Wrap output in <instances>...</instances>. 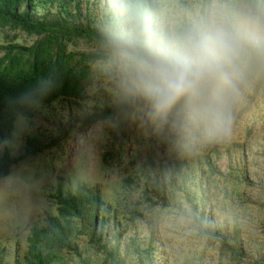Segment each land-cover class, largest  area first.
<instances>
[{"label": "trees", "instance_id": "obj_1", "mask_svg": "<svg viewBox=\"0 0 264 264\" xmlns=\"http://www.w3.org/2000/svg\"><path fill=\"white\" fill-rule=\"evenodd\" d=\"M198 3L199 21L207 18L212 0ZM225 3V19L234 25L264 20V0ZM82 11L78 0H0V31L7 39L0 46V147L13 140L20 118L33 120L39 107L61 100L86 102L95 84L116 73L120 62L114 38L131 27L125 23L128 18L140 27L154 28L149 0H132L124 20L109 14L100 19ZM191 25L182 20L174 36ZM20 34L30 41L18 43ZM233 79L235 90L216 81L203 86L206 102L226 117V124L220 119L185 128L181 116L188 98L167 115H157L128 76L117 84L116 107L99 106L82 122L60 127L49 140L28 139L19 157L8 151L0 155L2 181L23 162L64 152L76 133L101 124L105 144L100 166L114 177L110 200L99 185L82 183L75 192L57 188L52 195L56 215L45 226L31 229L24 262L16 260V264H71L76 258L79 264H159L161 260L163 264H264V251L255 253L243 243L247 233L250 247L264 246V189L257 202L245 200L250 186L237 171L232 167L223 175L216 168L220 149H231L230 144L238 142L233 129L242 128L239 140L249 139L252 123L264 122V44L242 41ZM42 81L48 83L47 91L40 90ZM218 207L224 223L213 220ZM247 210L253 212L249 221L243 217ZM174 217L179 222L193 218L198 245L175 251L178 244L169 230ZM140 219H146L151 231L147 247L134 239L121 251L123 232L112 237L108 226L132 227ZM163 230L166 236L160 237ZM85 236L88 242L82 244L80 238ZM210 247L218 251L208 259ZM0 264H8L2 254Z\"/></svg>", "mask_w": 264, "mask_h": 264}, {"label": "rangeland", "instance_id": "obj_2", "mask_svg": "<svg viewBox=\"0 0 264 264\" xmlns=\"http://www.w3.org/2000/svg\"><path fill=\"white\" fill-rule=\"evenodd\" d=\"M78 1L83 3L82 12L84 13L90 12L100 19L109 14L124 20L132 0H91L89 4L86 0ZM198 2L199 0L197 3L191 0H149V4L154 10L153 31L161 36L168 32L170 37H173L182 20L185 19L192 24L197 22L201 18L200 3ZM225 6V0H212L207 17L225 19ZM244 25L245 22L242 21L235 23L242 37L248 32ZM6 40L5 32L0 31V46L4 45ZM29 41L23 34H20L17 40L21 44H26ZM242 41L248 42L247 39H242ZM128 76L119 66L116 73L112 74L109 79L104 76L103 81L95 84L90 90L89 99L86 102L61 100L48 106L39 107L33 120L20 118L16 124L13 140L0 147V155L8 151L12 157H19L24 153L28 139L41 136L49 140L56 135L60 127H70L75 120L82 122L86 115L93 114L99 106L116 107L117 84ZM251 126L253 134L249 139L239 140L242 128L239 132H236L237 128L233 129L232 134H235L234 139L238 142L233 141L230 144L231 149H220L216 168L219 173L226 175L233 167L235 172L237 171L236 174L238 173L241 177L240 179L245 180L250 186L245 200L257 202L258 194L264 189V122L259 125L252 123ZM102 130L103 127L99 124L80 131L65 145L64 152L25 161L13 170L11 177L0 181V254L6 258L8 264H16V260L24 262L28 250L27 237L31 229L45 225L48 218L56 215V206L52 195L55 194L57 188L62 187L66 192H75L77 186L82 183L99 185L105 197L110 200L109 195L113 194L115 189V186L112 187L114 177L111 172L102 171L100 166L104 152L102 148L105 144V140L101 136ZM241 145H244L243 149L240 148ZM132 147L130 145L129 148L132 149ZM141 151L146 157L147 153L144 149ZM108 178L111 180L108 181ZM240 192L245 193L242 189ZM237 205L238 202L234 206L237 207ZM220 207H218V214L213 220L216 218L220 223H224ZM252 215L253 212L250 210L243 213L246 221L251 220ZM174 218L171 222L169 220V230L171 231L170 236H173L178 244V246L174 244L175 251L182 247L198 245L197 223L193 218L188 221L181 219L180 222L176 217ZM251 224L247 223L248 226ZM117 228L113 224L108 226L109 234L112 237L123 232L121 251H124L125 244L134 239L143 242V248L147 247L146 242L151 236V231L146 219L138 220L137 225L132 227L123 224ZM164 236L166 234L163 230L160 237ZM243 236V243L247 248H252L253 252L256 251L255 253L264 251V246L258 244L259 247L257 245L250 247V243L247 242V233H244ZM106 239L109 240L110 237L106 236ZM80 240L82 244L88 242L87 236ZM206 246L207 244L203 243L202 248ZM212 247L207 251L208 259L211 258L212 252L218 251V249L211 251ZM78 262L79 259L76 258L71 264H79ZM212 263L215 264V261ZM129 264H133V262ZM159 264H163L162 260Z\"/></svg>", "mask_w": 264, "mask_h": 264}, {"label": "clouds", "instance_id": "obj_3", "mask_svg": "<svg viewBox=\"0 0 264 264\" xmlns=\"http://www.w3.org/2000/svg\"><path fill=\"white\" fill-rule=\"evenodd\" d=\"M125 23L131 27L117 33L113 49L121 68L155 113L167 115L179 101L188 98V107L181 116L185 128L220 119L226 124V117L206 102L203 86L216 81L236 89L233 73L242 39L258 47L264 44V20L247 21L244 27L248 32L243 37L232 22L212 16L174 37L140 27L132 18ZM48 88V83L42 81L40 90Z\"/></svg>", "mask_w": 264, "mask_h": 264}]
</instances>
